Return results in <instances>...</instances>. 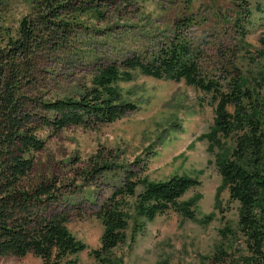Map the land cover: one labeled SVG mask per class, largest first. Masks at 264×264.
Segmentation results:
<instances>
[{
  "label": "trees",
  "instance_id": "16d2710c",
  "mask_svg": "<svg viewBox=\"0 0 264 264\" xmlns=\"http://www.w3.org/2000/svg\"><path fill=\"white\" fill-rule=\"evenodd\" d=\"M132 3L30 0V12L18 20L13 34L0 28V257L32 254L41 264H77L76 255L87 249L86 244L67 229L65 214L45 213L63 192L56 174L36 172V155L45 146L42 133L56 134L68 126L93 128L135 110L133 102L121 98L115 83L129 81L131 70L137 69L156 79L182 80L206 95L213 117L203 136L212 144L219 138L232 141L213 163L220 187L229 201L237 203L236 231L242 248L230 252L217 245L211 254L201 256L200 264H264V69L253 82L237 68L215 78L203 74L196 52L175 32L147 55L95 64L89 86L44 96L48 90L40 83V73L52 58L75 49L77 36L87 27L83 18L103 23L104 10ZM191 23L185 17L174 26ZM258 41L257 57L264 59V34ZM120 153L101 148L81 166V186H90L97 177L120 175L118 182H110V192L95 212L101 232L98 246L88 250L92 264H123L114 249L126 241L130 211L148 221L169 210L194 219L195 197L180 199L200 185L197 178L175 173L150 180L130 170ZM147 161L145 155L133 164L141 172Z\"/></svg>",
  "mask_w": 264,
  "mask_h": 264
},
{
  "label": "rangeland",
  "instance_id": "374dc122",
  "mask_svg": "<svg viewBox=\"0 0 264 264\" xmlns=\"http://www.w3.org/2000/svg\"><path fill=\"white\" fill-rule=\"evenodd\" d=\"M29 12L30 0H3L0 28L13 34L18 20ZM104 17L103 23L83 18L87 27L77 36L75 49L52 58L47 70L42 69L45 97L49 92H76L89 86L95 64H118L132 55H147L175 32L188 40L203 74L215 78L237 68L253 82L264 69V59L257 57L258 40L264 34V0H134L107 8ZM185 17L192 23L176 29L174 22ZM115 85L135 110L93 128L68 126L56 134L43 132L45 146L36 155V172L56 174L63 192L46 208V215L65 214L67 229L86 244L87 249L76 255L77 264L93 263L88 250L98 246L101 232L95 212L109 194L110 182L120 179V175L97 177L90 186H81V166L101 148L123 153L130 170L141 177L164 180L176 173L200 181L180 199L195 197L194 219L169 210L148 221L130 211L126 241L114 249L123 264H200L201 256L211 254L217 245L237 252L242 248L236 231L237 203L229 201L220 187L213 163L217 153L231 148L232 141L219 138L218 144H212L203 136L212 125L209 98L182 80L156 79L137 69L131 70L129 81ZM145 155L148 161L138 172L139 165L133 161ZM0 264L41 262L27 254L0 257Z\"/></svg>",
  "mask_w": 264,
  "mask_h": 264
}]
</instances>
